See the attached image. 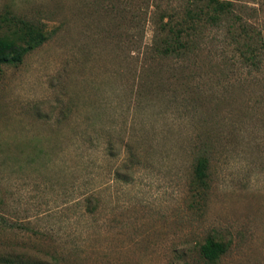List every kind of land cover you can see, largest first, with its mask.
Segmentation results:
<instances>
[{"label": "rangeland", "instance_id": "374dc122", "mask_svg": "<svg viewBox=\"0 0 264 264\" xmlns=\"http://www.w3.org/2000/svg\"><path fill=\"white\" fill-rule=\"evenodd\" d=\"M210 1L0 0L46 36L0 67V264H264V58L220 64L232 16L160 48ZM218 1L264 31V0Z\"/></svg>", "mask_w": 264, "mask_h": 264}, {"label": "trees", "instance_id": "16d2710c", "mask_svg": "<svg viewBox=\"0 0 264 264\" xmlns=\"http://www.w3.org/2000/svg\"><path fill=\"white\" fill-rule=\"evenodd\" d=\"M206 7L207 11L200 10L196 15L192 12L188 13L189 25L185 29H169L170 34L160 47L163 49L162 56L175 52L178 57L181 53L180 49L192 50L195 44L192 39H195V32L199 33L207 28L225 29L223 22L228 16H232V20H228L231 22L227 25L228 36L224 37L220 43L224 50L232 48L230 51L232 55L228 57L222 54L220 64H229L233 67L241 64L239 67L243 69L248 78H254L260 74L264 58V31L254 28L251 24L243 23L240 15H234L233 6L229 2L211 0ZM6 14L8 15V13ZM6 14L4 17H0V67L21 63L26 53L39 47L46 39L41 29L24 20L16 19V17H7ZM201 15L205 16L203 24H200ZM204 145L208 150L199 152L193 170L196 183L202 189L207 187V170L209 159L213 154L209 146ZM225 251V244L213 238H207L200 248L202 258L211 263L216 262Z\"/></svg>", "mask_w": 264, "mask_h": 264}]
</instances>
